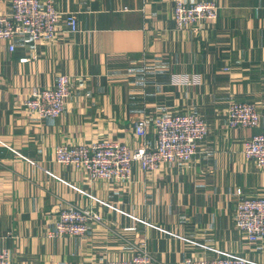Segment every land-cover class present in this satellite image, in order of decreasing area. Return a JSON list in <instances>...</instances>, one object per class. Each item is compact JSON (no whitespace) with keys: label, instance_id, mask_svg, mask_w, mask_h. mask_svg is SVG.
Returning <instances> with one entry per match:
<instances>
[{"label":"crops","instance_id":"0c3cea01","mask_svg":"<svg viewBox=\"0 0 264 264\" xmlns=\"http://www.w3.org/2000/svg\"><path fill=\"white\" fill-rule=\"evenodd\" d=\"M55 1L75 12L77 32L62 21L53 41L20 35L12 51L0 40V250L9 264H105L141 248L155 264L216 250L264 264V239L250 242L235 224L239 199L264 195V169L244 154L260 128L230 127L227 114L231 100L249 101L264 121V0H215L216 20L183 29L176 0ZM11 13L12 0H0V14ZM59 73L72 77L63 113L31 114L24 100ZM185 112L209 127L189 162L154 171L135 164L131 181L118 184L55 159L61 143L134 149L137 120ZM142 143L156 146L153 126ZM71 204L102 219L84 236H51L59 210Z\"/></svg>","mask_w":264,"mask_h":264},{"label":"built area","instance_id":"2783aa9c","mask_svg":"<svg viewBox=\"0 0 264 264\" xmlns=\"http://www.w3.org/2000/svg\"><path fill=\"white\" fill-rule=\"evenodd\" d=\"M219 11V4L215 0H176L174 19L177 27L183 29L205 20H216ZM62 21L71 32L79 30L75 12L58 10L55 0H12L11 15L0 14V40L9 41L12 51L15 50L14 40L20 35H27L38 41H53L59 33V24ZM28 60L29 58L21 59L22 62ZM71 92L72 77L59 73L52 87H34L24 100L23 106L40 118L57 117L63 113ZM227 114L230 127L260 128L259 132L245 140L244 154L264 169V121L257 104L231 100ZM150 126L156 129L157 134V144L152 148L142 143ZM135 130L140 144L134 149L126 144L110 141L90 144L61 143L55 147V159L61 164L83 170L92 181L127 184L132 179L135 164H139L145 171H154L162 163L191 161L198 153L200 143L209 133L203 116L186 112L156 116L153 122L141 118L136 121ZM38 166L41 167L39 164ZM97 201L110 205L100 199ZM57 215L51 232V236L55 237L84 236L89 232L92 222L102 219L91 206L75 204L61 208ZM235 224L250 242L256 243L264 239V195L239 199ZM216 252L219 255L210 258L188 257L184 264H261L241 254L221 250ZM9 257L8 250H0V264H9ZM105 264L155 263L146 248H141L131 260L109 261Z\"/></svg>","mask_w":264,"mask_h":264}]
</instances>
